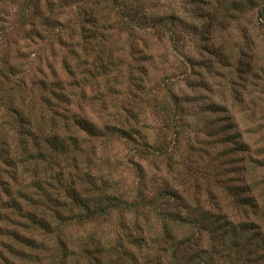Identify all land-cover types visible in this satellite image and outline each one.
I'll list each match as a JSON object with an SVG mask.
<instances>
[{"label":"rangeland","instance_id":"obj_1","mask_svg":"<svg viewBox=\"0 0 264 264\" xmlns=\"http://www.w3.org/2000/svg\"><path fill=\"white\" fill-rule=\"evenodd\" d=\"M129 2L139 7L136 18L143 22L135 28L123 24L131 17L124 0H0V86L8 92L17 90L12 105L22 108L24 116L44 117L43 133L57 123L53 132H68L84 141L82 147L87 152L77 159L83 176L64 171L67 182L80 177L77 193H82L91 176H99L98 170L114 192L109 190L107 195L131 202L141 183L146 202L168 185L178 190L190 207L173 204L170 213L187 219L197 212L212 213L214 218L227 214L237 224L240 215L234 213L224 188L243 181L252 196L259 199L264 194V0ZM119 7L125 12H119ZM40 16H48V20L41 24ZM30 17L34 18L32 29ZM90 21L96 27L84 36L82 29L90 26ZM91 38L97 39L96 44H88ZM99 52L104 57L111 53V58L99 74L88 75L91 82L67 73V69L81 71L75 59L95 60V66L98 61L105 63L107 59L99 60ZM7 68L12 71L8 78ZM42 83L54 93L49 94ZM8 95L5 91L4 99ZM1 105L0 130L9 134L6 145L0 144L3 172L6 158L16 154L20 159L16 147L21 137L16 123L12 129L7 126L15 116L9 119ZM73 120L89 126L64 129V123ZM35 139L44 145L45 136ZM160 149L163 155H170V162L159 156ZM70 166L68 161L67 168ZM45 171L40 168L38 177ZM85 172L90 177H85ZM10 177L3 174L0 181L8 180L14 188ZM7 213L16 221L15 214ZM248 216L264 232V223L255 220L251 212ZM135 223L140 228L146 223L153 225L158 230L155 237L162 231L155 209L144 206H124L106 220L83 227L73 224L64 231L71 241L78 242L92 234L103 253L120 240L139 264H144V255L153 257L158 252L153 250L155 246L138 255L140 250L133 244L138 237ZM6 229L18 230L0 221V232ZM175 232L182 239L190 230L178 228ZM35 238L45 251H34L33 262L8 255L7 244L18 246L6 235L0 237V251L11 264H49L53 238ZM209 239L204 234L203 244ZM71 249L76 253L75 244ZM20 251L28 253L22 247ZM246 254L244 250L238 253L240 258ZM83 258L75 255L68 264H86ZM166 262L169 259L163 264Z\"/></svg>","mask_w":264,"mask_h":264},{"label":"trees","instance_id":"obj_2","mask_svg":"<svg viewBox=\"0 0 264 264\" xmlns=\"http://www.w3.org/2000/svg\"><path fill=\"white\" fill-rule=\"evenodd\" d=\"M27 1L30 2V0ZM124 8L126 10L129 9V14L131 15L130 18L128 17L124 21L123 24L125 26H133L135 28L138 23H143L136 18L138 6L134 5V3L130 4L129 0L127 4L126 0H124ZM119 12L123 13L125 11L119 7ZM39 18L41 19V24L48 20V16L45 18L40 16ZM33 19L30 17L31 29ZM95 27V23L90 21V26H84V29H82L85 32L84 36H89L90 33H93ZM96 41L97 39L91 38L88 44L94 45ZM84 56L88 55L85 54ZM99 58H101L99 59L101 61L104 60L103 58L107 60L105 63H100L95 57L99 62L95 66V60H91L92 63H90L89 58L83 57L80 61L75 59L74 61L82 68L81 71L75 73L71 69H67V73L74 77L79 75V78L76 77L77 80L85 79L84 83L91 82L88 79V75L93 72L99 74V71H103L111 58V53L106 54L104 57L99 52ZM6 72H8V75H5V77L8 78L12 71L7 68ZM42 86L47 89L49 94L54 93L47 83H42ZM5 91L9 94L6 99L3 97ZM17 93L16 89L8 92L7 88L0 86V96L3 97V101L0 99V103L3 104L1 105L3 112L10 117L9 119L15 116L7 126L12 129L14 128L12 124L16 123L17 136L21 137L20 145L17 144V147L15 146L19 150L20 159L16 157V154H14L15 157L13 158H6L5 161L3 160L5 162L3 166H7V169H4L3 172L0 171V177L8 173L12 176L10 178L14 182V188H12V183L8 180L5 182L0 181V221L9 222L18 229L10 231L6 229V232H0V237L6 235L18 246L12 247V244H7L8 248L5 250L8 255L22 260V262H33L35 258L34 251H45L43 244L39 243L37 245L38 239L35 237L50 236L53 238L52 242L55 247L51 252L49 264H68V261L75 255L84 257V263L86 262V264H139L137 256L132 251L124 248L119 243L120 240L112 244L109 250L103 253V247L99 245V242L94 243L92 234L88 237L85 236L83 239L81 238L79 242L76 240L71 241L69 235H65L64 229L73 224L83 227L87 223L106 220L111 212L118 211L124 206L133 208L144 206L149 210L155 209L156 215H159L162 220V231L159 233V237L154 236L158 230L153 229V225L150 223H146L144 228H140V225L135 223L138 225L135 231L138 237L133 240V244L140 250L138 255L143 251H150L155 246L156 249L154 248L153 250L158 252L153 257L152 254L144 255V264H163L166 259H169L170 262H166L167 264H264V232H261L257 223L251 221L248 216L251 212L256 217L255 220L259 219L260 222L264 223V194L259 199L252 196L248 188L249 185L243 181L240 184L238 183V185H229L224 188L225 193L231 198L234 205V213L240 215V221L237 224L232 222L227 214L214 218L212 213L197 212L198 215L187 219L179 215V213H170L168 209H171L169 207L173 204L184 209H190V207L188 204L186 205L185 199L180 195L179 191L171 189L168 185L146 202H144L145 196L143 195L145 187L143 188L140 185L141 183H138L135 188L136 192L131 202H127L126 199H121L113 194L112 196L107 195L106 192L110 190V186L103 181L101 178L102 173L98 170L99 176L97 178L90 177L88 172H85V177H90V179L87 181L85 189L79 194L76 191V184L79 182L80 177H73L70 182H67L64 174H66L68 169L69 172L83 176L84 173H81L77 159L87 152L82 147L84 141L79 140L77 136H73V134L68 132H65L64 135H59L61 131L58 132L59 134L53 132L57 130V123L55 122H53L55 124L50 127V131L47 134L43 133L45 126L44 117L24 116L21 111L22 108L16 109L13 107L12 104L15 101L14 97L18 95ZM60 96L63 95L61 94ZM19 98L23 101L21 95ZM70 126L85 129L89 125L85 122L83 124L78 120L64 123V129ZM112 128L115 129L116 127ZM113 131L115 133L118 132L117 130ZM0 134V144L3 145L7 143L9 134L5 130H0ZM109 135H105L103 138ZM37 136L41 138L45 136L44 145L35 139ZM126 138L130 139L132 137L127 135ZM28 140L32 141L31 146L28 144ZM232 143L236 144V141L233 140ZM162 152L165 153L160 149L159 156L166 158L170 162V155L165 156ZM0 155H3V149L0 150ZM68 161L71 162L69 168H67ZM18 167L21 168L20 171H18ZM40 168L47 172V175L43 174L42 178L38 177ZM88 169L90 167H87V171H89ZM47 177L50 180L43 181ZM195 187L198 188L197 183ZM47 189H49L48 192ZM110 191L114 193L112 190ZM83 192L88 194L84 195ZM55 194L57 197L54 199L52 196ZM192 199L196 203V197ZM213 199L211 193L210 202H212V205ZM256 200L262 203L263 206H258ZM25 205L33 210H26ZM9 211L15 214L16 221L10 219L11 216L7 213ZM165 212L167 213L166 215ZM178 228L189 229V235L182 239L178 238L175 232ZM21 233H24V236ZM204 234H208L210 237L205 245L202 241ZM74 244L76 253L71 249ZM20 247L25 248L28 253L20 251ZM240 250H244L247 253L244 258L239 257L238 253ZM107 256L110 257L108 258ZM0 263L11 264L8 258L5 259L2 251H0ZM76 264L81 263L77 261ZM140 264L142 263L140 262Z\"/></svg>","mask_w":264,"mask_h":264}]
</instances>
